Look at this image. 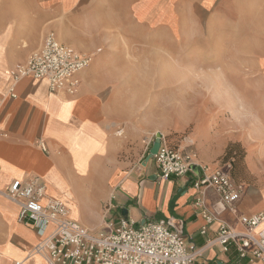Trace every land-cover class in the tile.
<instances>
[{
  "label": "crops",
  "instance_id": "0c3cea01",
  "mask_svg": "<svg viewBox=\"0 0 264 264\" xmlns=\"http://www.w3.org/2000/svg\"><path fill=\"white\" fill-rule=\"evenodd\" d=\"M171 1L0 0V43L5 51L0 55V264H48L41 255L26 257V250L40 237L32 226L18 220V205L3 193L14 179L35 176L45 182L49 194L68 203L73 219L91 230L100 231L107 220L120 216L132 220L136 227L164 221L181 229L195 246L198 255L192 264H262L240 257L235 245L225 252L209 241L222 222L244 230L239 217L264 208V186L244 182L245 191L235 211L224 208L220 194L207 188V207L218 218L211 223L196 205L202 190L194 184L204 166L224 167L232 173L236 165L242 176L254 171L252 155L236 137L230 118L198 115L196 107L181 102L179 119L172 127L190 128L179 145L196 154L194 164L185 175L161 177L154 157L147 165L141 161L157 134L140 142V126L132 115L137 113L136 106H131L129 118H123L120 94L128 85L116 84L108 90L122 77L117 67L121 61L101 54L102 48L91 49L68 38L71 42L64 41L54 30L64 25L71 31L88 26L82 31L128 33L146 22L145 27L154 31L155 26L147 23L170 16ZM50 32L82 53L95 54L92 64L79 74L81 85L76 94L51 92L44 80L23 78L14 84L11 77V70L40 50ZM112 65L115 69L107 75ZM124 121L126 133L121 136L118 130ZM40 141L46 143L47 150L41 148ZM94 175L103 179L92 190L87 182H92ZM80 178L85 179L82 201L75 186ZM108 202L112 209L107 213Z\"/></svg>",
  "mask_w": 264,
  "mask_h": 264
},
{
  "label": "rangeland",
  "instance_id": "374dc122",
  "mask_svg": "<svg viewBox=\"0 0 264 264\" xmlns=\"http://www.w3.org/2000/svg\"><path fill=\"white\" fill-rule=\"evenodd\" d=\"M170 12L147 23L155 26L154 31L145 27L146 22L128 33L82 31L88 26L71 31L64 25L54 30L64 41L102 48L101 54L121 61L117 67L122 77L108 90L116 84L128 85L120 94L122 115L126 120L131 106L137 107L132 115L140 126V142L164 134L179 145L190 131L172 127L179 119L181 102L196 107L198 115L228 117L236 137L252 155L254 171L242 176L234 165L236 177L264 186V0H172ZM4 53L0 43V55ZM108 67L107 75L115 69ZM121 126L118 131L124 136L125 121ZM91 178L87 183L93 190L103 176ZM83 182L80 178V185H75L80 198L85 194Z\"/></svg>",
  "mask_w": 264,
  "mask_h": 264
},
{
  "label": "built area",
  "instance_id": "2783aa9c",
  "mask_svg": "<svg viewBox=\"0 0 264 264\" xmlns=\"http://www.w3.org/2000/svg\"><path fill=\"white\" fill-rule=\"evenodd\" d=\"M94 57V53H82L59 41L56 34L50 32L42 48L26 62L17 64L10 73L14 84L23 78L44 80L51 92L73 95L81 85L80 72L92 64ZM10 92L15 98L13 86ZM158 135L162 142L154 159L160 176L187 174L193 167L196 154L173 144L166 135ZM39 144L47 150L44 141ZM194 186L202 190L196 205L207 223L218 219L217 214L207 207V188H214L220 194L224 208L234 211L245 191V183L234 179L224 167L204 166ZM3 193L18 205V220L32 226L40 237L26 250L27 258L41 255L48 264H192L198 255L185 233L164 221H150L136 227L132 220L120 216L107 220L100 231L91 230L73 219L68 203L49 194L45 182L37 176L14 179ZM111 209L112 204L108 202L105 210L108 213ZM239 221L244 230L222 222L209 244H218L225 252L235 245L240 257L264 264V226H261L264 208L256 214L240 216ZM202 232H206L205 227Z\"/></svg>",
  "mask_w": 264,
  "mask_h": 264
},
{
  "label": "water",
  "instance_id": "95a60500",
  "mask_svg": "<svg viewBox=\"0 0 264 264\" xmlns=\"http://www.w3.org/2000/svg\"><path fill=\"white\" fill-rule=\"evenodd\" d=\"M161 142H162L161 136L160 135L156 136L155 141L151 146V148L149 149V153L145 158V161L143 162L144 165H147V163L155 156V154H157Z\"/></svg>",
  "mask_w": 264,
  "mask_h": 264
},
{
  "label": "trees",
  "instance_id": "16d2710c",
  "mask_svg": "<svg viewBox=\"0 0 264 264\" xmlns=\"http://www.w3.org/2000/svg\"><path fill=\"white\" fill-rule=\"evenodd\" d=\"M234 167V166H233ZM232 176L234 177V179H236L237 181H239V182H242L241 180H239L237 177H236V175H235V173H234V168H232Z\"/></svg>",
  "mask_w": 264,
  "mask_h": 264
}]
</instances>
